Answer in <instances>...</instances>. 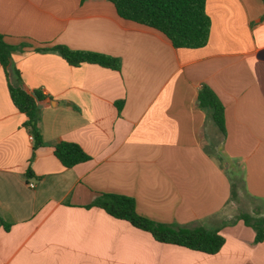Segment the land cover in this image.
I'll list each match as a JSON object with an SVG mask.
<instances>
[{
  "label": "crops",
  "instance_id": "0c3cea01",
  "mask_svg": "<svg viewBox=\"0 0 264 264\" xmlns=\"http://www.w3.org/2000/svg\"><path fill=\"white\" fill-rule=\"evenodd\" d=\"M206 11L208 44L177 49L107 0H0V35L29 45L12 56L13 81L52 98L35 151L0 65V264H264V241L239 219L264 216V2L206 0ZM60 45L120 69L36 51ZM203 86L224 106L223 139L198 105ZM60 142L91 160L63 167ZM101 194L132 198L141 216L174 229L218 231L225 244L206 255L159 243L89 208Z\"/></svg>",
  "mask_w": 264,
  "mask_h": 264
},
{
  "label": "trees",
  "instance_id": "16d2710c",
  "mask_svg": "<svg viewBox=\"0 0 264 264\" xmlns=\"http://www.w3.org/2000/svg\"><path fill=\"white\" fill-rule=\"evenodd\" d=\"M86 0H82L85 2ZM111 2L118 15L127 21L152 28L165 35L177 49H200L210 38L211 19L206 11V0H107ZM264 2V0H263ZM264 20V16L262 18ZM29 45L8 44L0 35V65L4 70L11 101L23 115V127L33 138V149L44 147L45 142L40 129L41 110L52 98L41 90H29L24 84L14 82L11 75V60L16 52H23ZM37 52L52 51L58 53L73 67L82 64H95L105 68L119 70V60L111 56L91 51H76L65 46L38 47ZM120 107V103L116 104ZM198 105L215 125L222 139L226 136L225 109L213 90L203 86L198 94ZM55 156L67 169L86 163L91 157L76 143L60 142L56 145ZM28 176H32L31 172ZM241 178L231 183L232 200L239 197L242 188ZM104 210L115 219L125 221L134 228L145 231L162 244L175 245L206 255L218 254L225 244V238L218 231L203 227L174 229L169 225L157 223L141 216L136 209L134 199L115 195L101 194L89 208ZM239 219L255 232V242L264 241V216L242 213ZM6 231L10 226L2 222Z\"/></svg>",
  "mask_w": 264,
  "mask_h": 264
},
{
  "label": "rangeland",
  "instance_id": "374dc122",
  "mask_svg": "<svg viewBox=\"0 0 264 264\" xmlns=\"http://www.w3.org/2000/svg\"><path fill=\"white\" fill-rule=\"evenodd\" d=\"M239 198H240V197H239ZM240 199H241V198H240ZM240 199L236 198V199H234L233 202H235V203L238 202V203H239V201L241 202V201L243 200V199H242V200H240ZM236 200H237V201H236ZM258 206L261 208V210L264 211V207H261V206H263V205L260 206V205L258 204ZM230 207H232V209L236 208L233 204H231Z\"/></svg>",
  "mask_w": 264,
  "mask_h": 264
},
{
  "label": "built area",
  "instance_id": "2783aa9c",
  "mask_svg": "<svg viewBox=\"0 0 264 264\" xmlns=\"http://www.w3.org/2000/svg\"><path fill=\"white\" fill-rule=\"evenodd\" d=\"M31 139L33 140V138H32V137H31ZM30 186H31L32 188L34 187V185H32V184H31Z\"/></svg>",
  "mask_w": 264,
  "mask_h": 264
}]
</instances>
